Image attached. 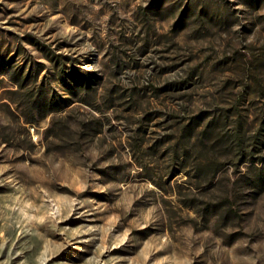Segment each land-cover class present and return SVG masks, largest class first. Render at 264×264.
<instances>
[{"label": "rangeland", "instance_id": "374dc122", "mask_svg": "<svg viewBox=\"0 0 264 264\" xmlns=\"http://www.w3.org/2000/svg\"><path fill=\"white\" fill-rule=\"evenodd\" d=\"M0 264H264V0H0Z\"/></svg>", "mask_w": 264, "mask_h": 264}]
</instances>
